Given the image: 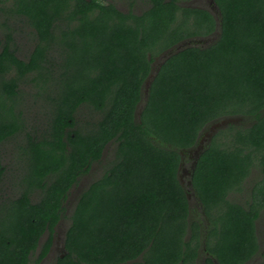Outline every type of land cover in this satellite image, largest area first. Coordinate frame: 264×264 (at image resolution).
Wrapping results in <instances>:
<instances>
[{"label":"trees","instance_id":"trees-1","mask_svg":"<svg viewBox=\"0 0 264 264\" xmlns=\"http://www.w3.org/2000/svg\"><path fill=\"white\" fill-rule=\"evenodd\" d=\"M145 1L135 12L102 0H0V23L24 19L37 40L27 58L13 30L0 42V143L23 136L27 162L19 194L0 203V264H32L45 233L35 261L48 255L69 192L111 143L115 159L80 193L54 264H197L203 237L205 264H248L260 252L264 0H214L218 38L168 56L139 115L154 58L217 28L207 9ZM29 84L47 96L42 133L26 130ZM238 114L253 123L219 130L192 168L204 231L179 178L181 151L195 147L214 120ZM256 166L262 179L248 198H232Z\"/></svg>","mask_w":264,"mask_h":264},{"label":"rangeland","instance_id":"rangeland-1","mask_svg":"<svg viewBox=\"0 0 264 264\" xmlns=\"http://www.w3.org/2000/svg\"><path fill=\"white\" fill-rule=\"evenodd\" d=\"M104 2H113L120 9L127 11L133 9L135 12H141L147 8L148 3L145 0H102ZM7 4L11 5V0H6ZM132 5L130 6V4ZM183 6L199 7L209 10L215 17L217 22L216 31L209 36L205 37H194L182 42H179L175 46L167 49L161 54L154 58L152 72L144 83L143 88V99L138 108V114L144 106L145 100L147 99L148 90L152 78L156 74L160 65L163 61L173 53L187 47V46H207L215 41L220 34V10L214 0H181ZM8 6V5H6ZM13 30L14 43L18 49V53L21 58H27L33 50L36 37L31 33L30 28L24 19L17 18L14 16L1 17L0 23V42L4 41V32L7 30ZM22 109L24 111V118L26 121V130L29 132L42 133L47 127V96L46 93L41 91V87L35 84H29L22 92ZM88 110H84L82 114H78L81 119L88 117ZM253 123L251 116L238 115H227L214 120L208 124L202 131L198 143L192 149L181 151L182 162L179 170V178L182 184L188 191L190 207L192 211L193 219H200L204 224V231L207 227V219L205 217L202 204L200 203L195 191L192 187L190 180L192 168L194 167L195 161L201 151L209 144L212 136L221 129L228 128L229 126L235 127H246ZM23 136H17L13 139H9L4 143H0V203L3 199L15 194H19L21 178L25 172L27 162L23 152ZM116 143H111L106 148L103 157L94 162L88 173L83 174L78 183L69 192L64 202V215L58 225L55 228L54 240L50 252L48 255L39 263L35 261L38 255L41 245L46 240L48 233L42 237L40 246L32 255V264H54L57 258L65 253V235L70 225V217L72 211L76 205L77 199L80 193L86 189L91 182L99 178L102 173L110 166L111 162L115 159L116 155ZM262 179V173L259 167H254L248 180L245 182V190L241 194H235L231 197L237 200L244 201L248 196L247 192L250 188L259 180ZM35 199L37 196L34 197ZM257 232L260 242V252L248 263V264H261L264 261V213H262L257 223ZM209 256L205 250L204 237L203 244L200 251L197 264H205L206 258ZM216 264H218L216 262Z\"/></svg>","mask_w":264,"mask_h":264},{"label":"water","instance_id":"water-1","mask_svg":"<svg viewBox=\"0 0 264 264\" xmlns=\"http://www.w3.org/2000/svg\"><path fill=\"white\" fill-rule=\"evenodd\" d=\"M164 61H165V60H164ZM164 61H163V62H164ZM156 73H157V72H156ZM154 76H155V75H154ZM152 79H153V78H152Z\"/></svg>","mask_w":264,"mask_h":264}]
</instances>
